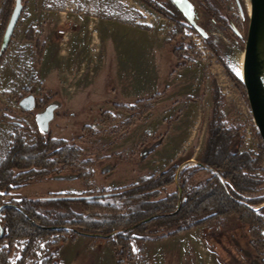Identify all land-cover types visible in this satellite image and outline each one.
Returning <instances> with one entry per match:
<instances>
[{"label":"rangeland","instance_id":"rangeland-1","mask_svg":"<svg viewBox=\"0 0 264 264\" xmlns=\"http://www.w3.org/2000/svg\"><path fill=\"white\" fill-rule=\"evenodd\" d=\"M191 1L195 10L194 21L206 30L207 36L189 27L185 30L188 38L171 41L175 22L155 11L148 0H25L10 43L0 56V159L20 142L34 144L40 134L47 139L67 140L81 148L82 158L91 157L96 162L92 165L94 175L89 178H75L69 171L53 174L13 191L16 195H91L103 188L118 189L140 182L175 165L180 171L184 168L197 169L199 172L193 177L191 185L198 186L213 174L207 165L212 167L214 162L226 156L224 150L218 151L213 154L214 159L206 162L216 101L222 113L218 119L236 128L239 134L237 150L247 162V174L253 176L245 181L242 194L264 196V156L246 90L232 81L211 46V43L215 44L227 65L242 74L250 0H211L217 4L220 15L231 23L229 27L206 10L207 0ZM7 2L0 0V11ZM72 14L122 22H133L137 17L147 19L157 25L154 26L157 31L165 34L173 49L182 48L183 59L180 61L160 40L151 42V49L142 48L137 55L141 65L138 70L146 73V76L141 73V92L145 91L150 97L162 94L149 113L143 115L136 112L132 118L134 113L114 105L117 102L132 104L144 99L133 95L129 101L116 94L114 87L112 90L118 80L116 69L120 64L116 52L117 37L113 36L118 26L103 21L92 24L89 18L78 21V29L82 33L96 30L100 36L101 42L97 46L91 45L92 50L88 53L77 40L59 44V38H63L71 27L70 21L74 20ZM108 32L116 48H107ZM59 48L62 52L56 55ZM59 61L68 66L72 79L79 76L82 65L93 62L96 67L92 68L89 76L86 75V80H91V86L86 91L75 93L68 105L60 101L61 107L56 111L50 131L43 133L37 124L36 113L59 98L45 84L44 62L58 64ZM146 62L151 63V70ZM179 63L182 68H177ZM85 70L89 71L88 68ZM50 78L56 82L55 75ZM30 93L41 104L32 111H26L19 102ZM103 111L109 112L112 117L103 120ZM129 119L132 123L127 124ZM89 126L95 129L96 135L86 133L85 127ZM148 148L152 149L151 152L143 156L142 151ZM176 186L172 184L166 191H172ZM4 192L0 188V193ZM75 208L81 211L80 206ZM261 210L264 212V209ZM252 240L247 227L235 215H228L221 221H211L166 238L146 242L136 239L133 242L138 257L134 262L127 263L264 264V253L258 256ZM52 249L44 241L38 256L28 257L25 264H51ZM58 256L59 264H117L111 239L82 234L67 235L65 241L59 244ZM20 257L21 251L15 252L10 257L11 263L18 264Z\"/></svg>","mask_w":264,"mask_h":264},{"label":"trees","instance_id":"trees-1","mask_svg":"<svg viewBox=\"0 0 264 264\" xmlns=\"http://www.w3.org/2000/svg\"><path fill=\"white\" fill-rule=\"evenodd\" d=\"M148 1L155 11L175 22L171 41L180 37L188 38L186 28L198 31L171 0ZM14 4L15 0H8L6 7L0 11V48ZM206 10L227 27L231 25L220 15L218 6L213 1L207 0ZM211 46L232 81L245 89L241 77L227 65L215 44L211 43ZM181 52L182 48L174 49V55L179 61L183 59ZM182 67L181 63L177 65V68ZM161 96V93H157L132 104L117 102L114 105L118 109L134 113V118L136 112L143 115L149 113ZM102 115L103 120L112 117L109 112L103 111ZM218 116L222 117V113L215 101L206 162L214 159L213 154L218 151L224 150L226 156L214 162L212 167L204 164L212 169L213 174L198 186L191 185L193 177L199 172L197 169L184 168L180 171L175 165L140 182L118 189L103 188L91 195H16L13 191H19L31 182L45 180L53 174L69 171L75 178H89L94 175L92 165L96 159L82 158L81 148L67 140H55L51 137L47 139L40 134L34 144L20 142L15 145L9 154L0 159V188L6 191L0 193V263L12 264V254L21 251L18 264H25L28 257L38 256L42 243L47 241L53 247L50 253L51 264H59L58 249L61 241H65L69 234H82L111 239L117 264H128V261L132 262L138 257L133 247L136 239L148 241L166 238L211 221H221L228 215H235L247 227L258 256L261 257L264 253V212L261 209H264V205L259 209L255 206L264 203V196L242 194L245 181L253 176L247 174V162L237 150L239 134L236 128L227 126ZM130 123L131 119L127 124ZM85 130L88 134H97L91 126L85 127ZM258 136L264 156V145L260 135ZM151 150L148 148L142 151L143 156H147ZM172 184H176V188L167 192ZM6 198L9 200H5ZM76 206H80L81 211L76 210ZM51 236L53 240H50Z\"/></svg>","mask_w":264,"mask_h":264},{"label":"crops","instance_id":"crops-1","mask_svg":"<svg viewBox=\"0 0 264 264\" xmlns=\"http://www.w3.org/2000/svg\"><path fill=\"white\" fill-rule=\"evenodd\" d=\"M71 17L72 19H74H70L71 21L69 20L71 23V27H69L68 33L65 36L63 35V38L62 36L59 38V44L61 45L67 40L69 41V43H73L77 40V43L79 45L81 44V47H84L85 51L89 53L90 50H92L91 45L97 46V43L101 42L99 33L96 30H92L89 33L83 32V34L82 31L78 29L79 27L77 22L89 18L92 24L95 23L94 21H103L107 24L117 25L118 30L113 34V36L117 37V48L114 45V42L111 40V36L109 35L111 34L110 32H108L109 37H107L106 40L107 48H113L114 46L116 48L118 56L120 57V64L117 65L116 69L118 74V80H116V84L112 86V90L114 87V91H116V94L122 96L124 99H127L129 101L131 100V98H133V95L138 96L139 98H147V96L150 97V95H146L147 93L145 91H143L145 93L144 95H142L143 92H141V77L146 76V73L138 70V67L141 65L138 62L139 56L137 55L140 54L142 48L147 47L148 50L151 49V42L154 43L155 40L163 41L166 49H169L174 53V49L172 48L170 41L166 40L167 38L165 34L155 29L154 26L156 24L147 19L141 20L138 17L133 22H122L119 20L104 19L94 16H85L82 14H72ZM61 52L62 50L59 48V50H57L56 55L61 54ZM92 63L93 62H89L87 63V65H82V70L78 73L79 76L75 79H72L73 77H71L72 74L69 72L68 66L61 63V61H59L58 64H45L44 62L45 71L43 74V78L45 84L48 86V89L52 90L59 97L56 100L64 101L68 105L70 101L73 100V95L75 93L81 92L84 89L86 91L87 87L91 86V80H86V77H88L92 73V68L96 67V63ZM145 64H148L149 66V64L151 63L146 62ZM102 65L103 64H101V66ZM86 68H88L89 71H86ZM103 68L104 67H102V69ZM120 69L121 71L119 72ZM149 69L151 70L150 66ZM141 73H143V76ZM52 75H55V83L50 78L52 77ZM146 79L147 77L145 78V80ZM105 100L107 99L105 98ZM62 105H64V103H62ZM67 110H70V108H67ZM133 247L136 251L134 242Z\"/></svg>","mask_w":264,"mask_h":264},{"label":"water","instance_id":"water-1","mask_svg":"<svg viewBox=\"0 0 264 264\" xmlns=\"http://www.w3.org/2000/svg\"><path fill=\"white\" fill-rule=\"evenodd\" d=\"M203 36L206 30L194 21L195 10L191 0H171ZM250 20L247 36L244 40V56L242 74L239 75L244 83L255 126L264 145V0H250ZM24 4L16 0L9 22L7 24L0 48V56L8 47L17 23L20 19ZM26 111L37 107V98L33 93L25 95L19 102ZM61 107L59 100L47 103L36 113V121L40 131H50L51 123L56 117L57 109ZM2 233V230H1Z\"/></svg>","mask_w":264,"mask_h":264},{"label":"flooded vegetation","instance_id":"flooded-vegetation-1","mask_svg":"<svg viewBox=\"0 0 264 264\" xmlns=\"http://www.w3.org/2000/svg\"><path fill=\"white\" fill-rule=\"evenodd\" d=\"M40 104H41V103H40V102L38 101V99H37V106L40 105Z\"/></svg>","mask_w":264,"mask_h":264},{"label":"snow or ice","instance_id":"snow-or-ice-1","mask_svg":"<svg viewBox=\"0 0 264 264\" xmlns=\"http://www.w3.org/2000/svg\"><path fill=\"white\" fill-rule=\"evenodd\" d=\"M237 75H240V72H239V70H237V73H236Z\"/></svg>","mask_w":264,"mask_h":264}]
</instances>
